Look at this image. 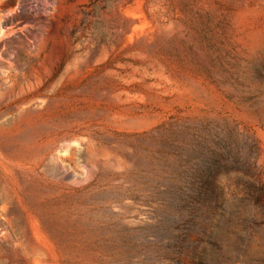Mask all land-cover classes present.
<instances>
[{
  "label": "rangeland",
  "instance_id": "1",
  "mask_svg": "<svg viewBox=\"0 0 264 264\" xmlns=\"http://www.w3.org/2000/svg\"><path fill=\"white\" fill-rule=\"evenodd\" d=\"M0 264H264V0H0Z\"/></svg>",
  "mask_w": 264,
  "mask_h": 264
}]
</instances>
